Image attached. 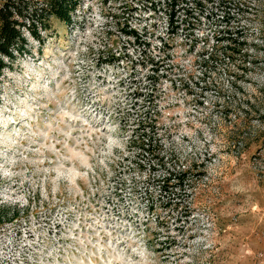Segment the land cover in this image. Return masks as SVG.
I'll use <instances>...</instances> for the list:
<instances>
[{
  "label": "rangeland",
  "instance_id": "374dc122",
  "mask_svg": "<svg viewBox=\"0 0 264 264\" xmlns=\"http://www.w3.org/2000/svg\"><path fill=\"white\" fill-rule=\"evenodd\" d=\"M221 15L222 36L243 33L229 60ZM175 19L151 0H79L3 70L0 204L19 215L0 223V264H264V0ZM144 116L159 156L197 175L190 210L144 194L164 174L127 150Z\"/></svg>",
  "mask_w": 264,
  "mask_h": 264
},
{
  "label": "trees",
  "instance_id": "16d2710c",
  "mask_svg": "<svg viewBox=\"0 0 264 264\" xmlns=\"http://www.w3.org/2000/svg\"><path fill=\"white\" fill-rule=\"evenodd\" d=\"M159 5L168 14L171 31L174 32L177 25L173 22L179 14L187 17L193 11L209 7L224 10L231 6H237L239 0H151ZM79 0H0V75L3 70L10 68L18 56L29 52V38L43 42V38L52 31V19L64 24L72 21V15L78 6ZM219 25L223 26L217 31L216 43L213 47L221 45L223 59L229 60L233 53L243 45L242 30L233 29L236 33L232 36H222L229 31V18L221 15ZM227 27V30H222ZM125 33L136 37V30H124ZM222 33V34H221ZM231 33V32H230ZM232 43L234 46H232ZM154 113V112H152ZM147 115V114H145ZM153 115V114H150ZM152 116H144L139 119L137 126L132 130V136L128 143V151H136V155L147 154L152 157L158 168L164 169L162 176L149 174L146 178L144 194L149 196L154 193L158 203L168 210H190L185 204L186 188L192 185V177L197 176L191 170L178 167L179 165L168 162L163 156H159L162 149V138L157 130ZM159 134V135H158ZM155 165V164H154ZM153 170H156L153 166ZM9 210V211H7ZM19 215V209L7 204H0V223L9 222Z\"/></svg>",
  "mask_w": 264,
  "mask_h": 264
}]
</instances>
